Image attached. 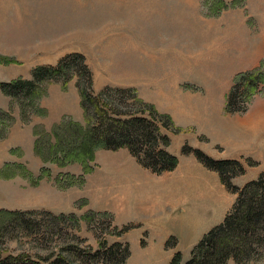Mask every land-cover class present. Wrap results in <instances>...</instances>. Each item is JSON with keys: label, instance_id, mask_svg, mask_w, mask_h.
<instances>
[{"label": "rangeland", "instance_id": "1", "mask_svg": "<svg viewBox=\"0 0 264 264\" xmlns=\"http://www.w3.org/2000/svg\"><path fill=\"white\" fill-rule=\"evenodd\" d=\"M233 1L0 0L1 81L30 79L37 66L56 65L69 54L81 53L93 74L95 92L106 87L133 89L122 95L125 99L114 94L115 101L121 103L123 118L131 116L124 112L151 117L153 114L147 105L165 117L159 124L162 132L171 138L167 149L179 160L174 170L155 173L123 147L98 149L94 160L87 164L59 165L46 162L35 148L34 156L38 161L30 160L23 149L20 151L9 144L7 160L14 161H6L0 171L1 178L12 180L7 187L8 209L0 206L1 258L29 255L47 264L59 255H67L62 250L66 245L91 246L97 250L104 240L107 245L127 243L130 247L127 261L132 253L136 255L150 245L153 257L163 261L167 255L164 243L170 234L168 240L175 238L183 251L190 248L187 258L178 250L182 254L181 262L186 263L191 258L192 249L206 228L216 222L215 214L222 223L237 197L224 184L218 171L197 158L195 150L216 160L239 155L236 159L245 170L232 178V183L238 187L257 179L264 170V148L240 143L239 134L233 132L245 121L256 118L261 99H255L264 95L263 85L246 112L229 113L225 109L235 76L242 71L233 77L222 75L229 67L230 54L238 53V49L231 50V36L214 25L223 17V10L237 6L232 5ZM78 80L74 76L67 83L44 82L43 96L37 102L38 111L33 107L23 109L28 101L23 105L0 90V95L6 96L10 103L7 108L0 107L8 113L6 135L0 141L8 138L16 122L15 110L25 124H33L35 116L39 120L46 119L49 111L52 117L62 115V119L73 120L70 111H83V121L78 122L86 125ZM151 84L160 91L150 90ZM205 91L218 94L205 100L202 96ZM62 95L65 98H61ZM24 113L29 120L24 118ZM54 125L47 129L40 122L34 125V134L35 130L39 131V136L52 134ZM35 136L37 139V133ZM184 148L192 152H184ZM0 149V162H3L6 159L4 148ZM250 151L263 154L261 161ZM34 162V166L39 167L36 172L29 167ZM96 173L100 175L95 177ZM105 173L111 178L103 182ZM54 190L65 192L66 196L52 199ZM116 190L123 192L124 202L116 203ZM211 194L219 200L215 209ZM137 199L143 201L136 204ZM167 199L177 211L170 209L172 207L164 209L166 206L161 201ZM51 200L63 210H68V206L72 210L63 212L62 218L51 217L47 215V211L51 212ZM145 200H151L154 205L150 207ZM97 201L101 204L105 201L106 209L94 207ZM25 205L35 206L29 209L37 214L24 215L25 220L32 221L20 225L7 212L30 211L12 210L13 206ZM180 208L185 211H178ZM57 213L56 216L62 215ZM149 235H152L150 241ZM195 237L196 243L189 245ZM226 264L238 263L229 259ZM248 264H264V259Z\"/></svg>", "mask_w": 264, "mask_h": 264}, {"label": "trees", "instance_id": "2", "mask_svg": "<svg viewBox=\"0 0 264 264\" xmlns=\"http://www.w3.org/2000/svg\"><path fill=\"white\" fill-rule=\"evenodd\" d=\"M224 6L225 3H223ZM92 75L85 56L81 53H72L61 58L56 65L37 66L30 79L18 78L10 82L0 80L1 91L19 100L23 105L29 102L23 106V109L33 107L38 111L37 102L43 96L41 87L44 82L52 80L67 83L74 76L79 79L78 86L87 119L86 125L70 117H64L61 122L54 125L52 134L45 133L39 136V131L35 130V134L38 135L35 142L36 153L40 154L46 162L50 161L59 165L74 162L87 164L88 161L94 160L98 149L117 150L126 147L144 167L155 173L174 170L179 160L167 149L171 138L162 132L159 124V121L163 122L165 117L159 116L157 110L147 105L153 114L151 117L135 116L124 112L131 116L123 118L121 103H117L113 97L121 95L123 99L122 95L132 92L133 89L106 87L95 92ZM261 85L264 87V62L255 69L238 73L227 98L226 111L246 112L256 92L261 89ZM6 116L8 113L0 110V120H2L0 138L6 135ZM24 116L29 120L26 113ZM190 151L191 149L184 148V152ZM195 153L205 166L220 173L228 189L237 194L236 202L223 222L211 228L194 246L192 256L186 263L181 262L182 254L177 251L171 264H226L229 259H234L238 264H248L263 260L264 170L257 179L243 187H238L232 183V178L245 170L239 160H216L202 151L195 150ZM7 213L20 225L32 221L25 220L24 215L33 217L37 214L33 210ZM47 215L54 218L65 216L64 213L56 216L55 213L48 211ZM70 217L75 215L70 214ZM32 227L28 226L30 229ZM106 243L104 240L101 241L100 248L97 250L91 246L83 248L75 244L66 245L62 250L63 254L67 255H59L47 264H126L130 255L129 245L122 242L112 245ZM176 245L175 238L166 242L167 247ZM0 264L43 263L31 259L29 255H22L0 257Z\"/></svg>", "mask_w": 264, "mask_h": 264}, {"label": "crops", "instance_id": "3", "mask_svg": "<svg viewBox=\"0 0 264 264\" xmlns=\"http://www.w3.org/2000/svg\"><path fill=\"white\" fill-rule=\"evenodd\" d=\"M232 5L233 6L237 5V6L230 7V8L223 10V13H222L223 17L221 18L223 23L221 20H219L220 22H218L217 25H214L216 28L224 29L225 34L227 33V35L231 36L229 46L230 45H232V46L230 49L233 51L238 49V53L235 54V52H234L233 54H230L229 60H228V66L229 67H227L225 72L222 73V75H225V73L230 74L231 77H233L236 73H238L240 71L255 69L261 64L262 61H264V0H242L241 2H239L238 0H234ZM220 16L221 15H219L218 17H220ZM218 17H216V18H218ZM237 36H238V38H237ZM237 45H239V48H237ZM222 75L220 74V76H222ZM149 88H150V90L160 91L159 88H157L155 85H152V84L149 86ZM145 94L147 95L146 92H145ZM202 94H203L202 96L205 100H209V99L214 98L218 94V92L205 91V92H202ZM61 98H65V97L62 95ZM259 98L261 99V102H260V107L257 110V113L258 112L259 113L257 114L256 118L251 122L245 121V123L243 125H240L238 128L234 129L233 132H237L239 134L240 143L244 142V143H246V146L247 145L248 146L256 145L259 148H264V95L257 97L255 99V101L258 100ZM0 102H1L0 107H3V108L9 107L10 103H9L8 99L6 98V96L0 95ZM253 103H252V105H253ZM78 104H79V102H78ZM80 104H81V102H80ZM45 105H46V103H45ZM43 106H44V103H43ZM250 109H251V107H250ZM69 114H71L75 120L81 121V122L83 121L82 120L83 116H84V115H82L83 111L82 112L77 111L76 113H73L70 111ZM15 116H16V122L13 125V127L11 128V131H10L8 138L3 140V141H0V144H1L0 147L4 148L3 155H5V158H6L3 162H0V171H1L2 166L5 165L6 161H14L13 159L7 160V158H8L7 155H8V151H9V144L11 146H17V148L20 149V151L23 149L25 155L28 153L27 155L30 156V160L34 159V161L35 160L38 161V159L34 156V154H35L34 148H35V142H36V136L34 134V125L40 124V122H42L44 124L45 128L50 129L55 123L59 122L63 117L62 115H54L52 117L51 111H49V115L47 116L46 119L39 120V117L35 116L34 120L32 122L33 124H25L21 119L20 113H18V111H16V110H15ZM227 128H231V127H227ZM1 149H0V155H1ZM250 154L256 160L260 159L259 161H261V159L263 157V154H261V153L255 154L254 152L250 151ZM20 155L22 156L23 153ZM238 157H239V155L233 159H236ZM112 158H116V157L113 156ZM34 164H35V162L32 163L31 165H29L32 172H36L39 168V167L38 168L35 167ZM95 172H98V171H95ZM97 175H100V174L96 173L95 177ZM107 175L108 174L105 173L106 177L103 178V182L108 181L111 178L110 175H108L110 177H107ZM99 178L102 179L101 176ZM15 179H13V180H15ZM10 181H12V180H7L5 178L0 177V191L4 192L3 195L0 194V206H5V208H7V209H8V207H7V192H8L7 187H8V182H10ZM116 191L118 192V193H115V196L118 198V201L116 203L119 204V202L121 200L124 202L126 199H124L123 192L120 190H116ZM65 196H66L65 192L54 190L51 198L52 199L64 198ZM149 197L152 200H155V197L153 195H150ZM210 198H212V200H213L212 201L214 203L213 209H215V204H218L217 202L219 201L218 197L212 195V197H210ZM171 199H173L174 201H177V204L179 203L177 199H175V198H171ZM129 201L134 202L135 200H133V201L129 200ZM141 201H143V199H137L135 201V203L137 204V203H140ZM145 201L150 204V207L154 205V203L151 202V200H145ZM170 201H171L170 199L161 201V204L162 205L165 204V206H166V208H164V209H168V207L170 208L173 206L170 203ZM104 203H106V202L104 201ZM104 203L102 202V204H101V202L97 201L96 204H94V207L97 206L98 210H104V209H106L105 208L106 204H104ZM31 205H35V204H31ZM65 206H68V205H65ZM13 207L14 208L12 210H16V209H18V210H30L29 208H35V206L30 207L29 205H25V207L24 206H13ZM39 207L40 206H38L37 208H39ZM68 207H69L68 210H63L62 209L63 207L59 206L58 204H54L51 200V212H53L55 214H58L57 212L63 213V212H67L69 210L71 211L72 207H70V206H68ZM170 209H174V207H172ZM162 211H163V209H162ZM175 211H177V210H175ZM178 211H185V210H182L180 208ZM215 215H216V219H217L216 222L214 224L210 225L208 228H206V230L204 231L202 236H204V234L207 233V231H209L215 225L220 223L221 220L218 222V215L217 214H215ZM225 215H224L223 219L225 218ZM170 235L167 236V239L164 243V249L167 250V255L163 261H161L160 259L156 260L153 257L154 253L152 250V246L149 243L150 247L149 246L144 247L145 249L140 250L139 253L136 255H134V253H132L131 257L129 258V261H127V264H169V263H171V259L174 256V254L178 250H182V249L180 247V244L177 245V247H170L169 248L166 246V242L169 239ZM151 236L152 235H149V238H148L149 241H150ZM195 240H196V237L193 238L192 242L189 243V245L196 243ZM188 247H190V246H188ZM174 248H176L177 250L175 251ZM182 252H183V257L187 258V257H189L190 248L185 249V251L182 250ZM130 261H131V263H130Z\"/></svg>", "mask_w": 264, "mask_h": 264}]
</instances>
